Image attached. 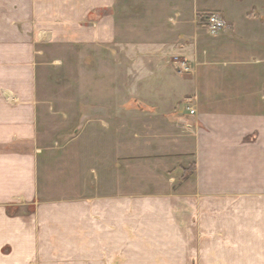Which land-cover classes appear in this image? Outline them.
I'll return each instance as SVG.
<instances>
[{
  "label": "crops",
  "instance_id": "crops-1",
  "mask_svg": "<svg viewBox=\"0 0 264 264\" xmlns=\"http://www.w3.org/2000/svg\"><path fill=\"white\" fill-rule=\"evenodd\" d=\"M206 12L225 26L200 36ZM121 33L171 45L143 73L157 105L129 101L159 116L124 146L103 138L119 119L87 115L94 131L44 144L43 48ZM59 151L68 173L45 179ZM0 264H264V1L0 0Z\"/></svg>",
  "mask_w": 264,
  "mask_h": 264
},
{
  "label": "rangeland",
  "instance_id": "rangeland-1",
  "mask_svg": "<svg viewBox=\"0 0 264 264\" xmlns=\"http://www.w3.org/2000/svg\"><path fill=\"white\" fill-rule=\"evenodd\" d=\"M209 14L211 12L202 13L199 17L204 27L199 32L200 36L211 34L206 26ZM118 40L117 46L74 44L67 47L43 48L46 58L39 61L38 91L40 100L46 104L40 110V120L43 122L42 131L50 135L48 140L43 141L44 144L61 146L67 140L63 139V134L65 137H74L80 130L94 131V124L82 126L77 123L78 116L87 115L119 119L116 123L103 125L104 133H108L104 134L103 138L104 143L110 142V133L118 132L119 144L124 146L128 142L127 133L130 135L132 132L143 131L146 126L141 123L142 120H136V117L159 116V109L139 107L129 101L146 100L157 105V90L144 88L143 84L148 80H158V77L144 76L143 73L148 68L168 66V62L164 63L161 55L171 45L127 43L126 33H121ZM50 53H58L61 57L52 60L49 57L53 54ZM179 58L185 60L184 56ZM184 62L191 68L189 60ZM179 69L177 70L180 71ZM134 85L139 89L133 91ZM133 117L136 121L128 123L127 119ZM152 127L158 130L160 125L153 123ZM98 131L101 132L99 128L97 133ZM76 142H79L77 146L82 142L84 144L83 140L78 139ZM62 155V151H59L56 155L42 159V175L45 179L52 176L61 179L68 173L66 158ZM103 158L106 160L105 156ZM70 160V166H78V155H71Z\"/></svg>",
  "mask_w": 264,
  "mask_h": 264
},
{
  "label": "built area",
  "instance_id": "built-area-1",
  "mask_svg": "<svg viewBox=\"0 0 264 264\" xmlns=\"http://www.w3.org/2000/svg\"><path fill=\"white\" fill-rule=\"evenodd\" d=\"M206 26L211 34L217 33L219 30L224 28L225 20L217 13H211L206 18ZM182 72H188L189 67L184 63L179 66ZM189 108V107H188ZM190 113H193V109L189 108Z\"/></svg>",
  "mask_w": 264,
  "mask_h": 264
}]
</instances>
